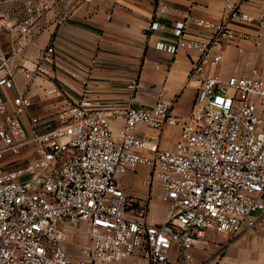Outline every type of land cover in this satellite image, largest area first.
I'll use <instances>...</instances> for the list:
<instances>
[{"label": "built area", "instance_id": "1", "mask_svg": "<svg viewBox=\"0 0 264 264\" xmlns=\"http://www.w3.org/2000/svg\"><path fill=\"white\" fill-rule=\"evenodd\" d=\"M3 1L0 32H15L11 51L0 41V264H102L135 255L158 264L170 260L173 248L177 264H193V248L206 229L235 234L264 225V78L207 69L223 60V42L237 37L228 19L249 18L239 4L229 3L219 22L198 20L213 30L207 40L185 39L180 23L174 28L179 44L156 43L170 52L178 45L200 51L191 70L199 88L188 118L173 117L166 100L132 105L115 132L110 114L86 94L67 102L49 129H39L38 116H31L28 128L24 116L32 99L19 87L13 57L34 35L47 1L27 0L31 13L17 23L2 10ZM159 25L154 20L150 28ZM54 53L49 44L36 61L23 64L25 77L48 75ZM137 85L133 79L130 87ZM169 120L182 125L181 138L144 153L139 124L161 129ZM30 146L36 147L33 158L11 169L1 166L7 152ZM141 164L162 184L168 203L163 222H150L148 202L118 180ZM80 222L89 225L91 243L74 257L63 244V224Z\"/></svg>", "mask_w": 264, "mask_h": 264}, {"label": "crops", "instance_id": "2", "mask_svg": "<svg viewBox=\"0 0 264 264\" xmlns=\"http://www.w3.org/2000/svg\"><path fill=\"white\" fill-rule=\"evenodd\" d=\"M46 1L45 12L35 23L34 35L23 51L13 57L19 87L32 99L24 116L28 128L31 115L40 117V130L49 129L67 102L85 94L96 109L110 114L115 132L124 122L125 110L132 105L153 107L157 101L166 100L171 103L173 117L188 118L199 88V79L191 77V70L200 51L178 45L175 52H170L157 48L156 43L179 44L180 37L174 28L180 23L185 26V39H209L213 30L200 25L198 20H223L229 3L239 4L249 18L228 19L237 37L223 42V60L218 65L209 64L207 69L226 77L235 72L253 74V70L264 67V0ZM154 20L160 25L151 29ZM14 32H0L7 51L13 48V43L8 42ZM49 44L55 48L54 61L48 62L49 74L30 81L21 66L36 61ZM133 79L138 81L135 88L130 87ZM8 93L11 96L13 91ZM136 131L144 140L141 150L149 154L156 147H172L181 138L182 125L169 120L163 128L156 129L141 123ZM32 149L36 151L35 146H30L7 152L1 166L14 168L18 162L29 159L27 153ZM118 180L137 200L148 202L150 222L166 219L168 203L162 198L161 182L151 177L150 166L138 165L119 174ZM63 228V244L71 256H76L78 245L91 243L86 222L64 223ZM193 254V264H264V225L245 226L235 234L206 229ZM102 264L150 262L135 255ZM158 264H177L176 248L171 250L167 263Z\"/></svg>", "mask_w": 264, "mask_h": 264}, {"label": "rangeland", "instance_id": "3", "mask_svg": "<svg viewBox=\"0 0 264 264\" xmlns=\"http://www.w3.org/2000/svg\"><path fill=\"white\" fill-rule=\"evenodd\" d=\"M26 1L27 0H4L3 4H2V10L9 15L10 19H12L13 21H15L17 23L21 19L25 18L26 16H28L31 13V11L27 8ZM6 30L11 33V29H6ZM0 41H1V38H0ZM8 43L10 45H12L13 38L9 39ZM1 44H2V41H1ZM2 46H3V44H2ZM3 48H4V46H3ZM252 73L264 77V67L262 69L258 68V70H255V71L253 70ZM29 117L31 118V115H29ZM30 151L31 152L27 153L31 156V157L29 156V159L33 158L37 153V151H34V149H32ZM82 245L86 246L87 244H82ZM80 246L78 245L77 249H80Z\"/></svg>", "mask_w": 264, "mask_h": 264}]
</instances>
